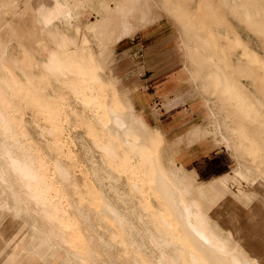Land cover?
Masks as SVG:
<instances>
[{"label":"bare ground","instance_id":"bare-ground-1","mask_svg":"<svg viewBox=\"0 0 264 264\" xmlns=\"http://www.w3.org/2000/svg\"><path fill=\"white\" fill-rule=\"evenodd\" d=\"M142 1L153 14L173 15L183 25L174 37L184 42L192 80L204 101L224 114L220 119L206 108L210 126L195 134L230 150L233 165L226 171L203 179L194 167L177 166L178 134L166 138L116 87L107 41L124 30L114 29L122 22L115 14L136 18ZM225 4L264 35V0ZM185 7L182 0H39L36 46L0 35V247L8 245L9 227L22 224L8 245L13 257L7 264H264V247L250 226L264 212V109L230 52L242 46L261 68L264 58L226 17L225 64L216 61L224 43L210 47L213 32L193 41L201 36L185 29ZM26 106L37 137L27 127ZM77 125L86 136L76 150L71 128ZM79 151L88 163L84 190L69 165L82 162Z\"/></svg>","mask_w":264,"mask_h":264},{"label":"rangeland","instance_id":"rangeland-1","mask_svg":"<svg viewBox=\"0 0 264 264\" xmlns=\"http://www.w3.org/2000/svg\"><path fill=\"white\" fill-rule=\"evenodd\" d=\"M6 1L11 4L10 8H7V5L3 4L2 0H0V30L3 31H0L1 37L4 39V37L7 38L11 36L16 39V41L21 42H24V39H26L24 42L25 44L36 46V43L39 41V36L37 29L38 25L34 19V10L39 0ZM182 1L186 4L185 12L189 17L187 27L185 29H187L188 34L191 32L197 33L201 36L200 38L193 37V41L199 42L200 39H207L209 36L208 33L213 32L215 35L211 40L210 47L224 43V46L222 47L223 50H219L220 52H218L214 56V59L216 61L225 64V23H227L225 22L226 17L230 18V21L234 28L242 35V37L247 42H249L251 47L258 53H260L264 58V35L258 31L256 32L255 29H253L250 25H247L245 22H242L239 19L238 15L233 12V7L225 4V0ZM1 4H3L4 6ZM145 4L146 3H144L143 1L141 3L139 2V6L143 7L142 9H140L139 7L138 8L139 10H143L141 13H143L144 15L141 13H137L136 18H132L130 13H127L128 15L126 14L125 16L115 14L116 21L118 19L117 23H119L121 19L122 22H120V24H116V26L114 25V29L117 28L118 30V28L120 27V30H124L126 34L121 36L124 31L121 34H117V32H115L113 33V37H111V39L107 41L110 46L109 51L112 53L111 61L116 66L115 68H117V72L122 81L134 80L138 82L139 88L137 90L139 92L135 93V88L130 84H121L119 88L126 94H131L133 92L135 93L134 97L136 98H134V101L136 102V106L139 108H143L146 119L150 123L158 125L165 134L166 138L171 139V137L174 136L173 134H169V131H175L176 133H179L177 138L175 139L176 145L182 146V149L179 152L178 161L182 162L185 167L196 168L203 179L209 178L212 175H216L221 171H226L233 165V158L230 156V150H228L222 144H215L211 136H207L200 141L197 139L199 138L197 134H195L200 125L206 127L210 126L209 119L205 113V105L200 103V105L192 109L184 106L180 107L176 110V120L172 121L169 128H166L165 126H163V116L164 114H166V111L165 108L162 107V100H160V98L156 95L151 96L150 94V97L147 95V92L150 93L151 91H154L158 86H162L166 81L164 79L156 81L155 79H157V77H153L152 75L154 70H147L144 66L146 45L143 41V35L154 29L155 36L168 33L169 35L171 34L170 37L172 39V42H175L174 34L176 33V31L183 30V25L176 22V18L173 15L167 16L163 13V17L160 18L157 13L153 14V12L150 11L148 9V6H146ZM252 5H255L257 7L259 6L258 3ZM5 6L7 9H4ZM144 7L145 9H143ZM11 8L15 10L14 13L10 11ZM7 10L8 12H6ZM9 14L11 15L9 16ZM150 17L152 20L148 19ZM90 19L93 18L91 17ZM135 19L136 21H134ZM138 23L142 24V26L144 25V27L137 28ZM262 23L264 24V20L262 21ZM6 28L7 30L5 31ZM11 29L13 30V32ZM18 33H22V36ZM17 38H19V40H17ZM28 41L29 43H26ZM13 45V49L15 48L14 51H17L18 48L15 46V44ZM232 50L233 51L230 52V56L233 62L238 66V75H240L246 86L251 90V94L254 97H257V101L260 104L259 108L264 109V68H261L259 60L249 59L242 46H238L237 48H234ZM174 53H176L174 54L176 60L169 64V59L164 61L167 62L161 66V76H165V74H168L171 70H178L177 72L179 73V76H181V82L177 87L179 90H185L186 88L190 87V83L188 81L187 72L181 66L184 57L179 51L175 50ZM73 104L76 106L78 111L81 112L79 105L76 102H73ZM25 111L27 127L31 134L34 137H37V128L35 126L36 118L33 114V111L29 106L25 107ZM213 111L218 116V118H223L224 114L222 115L217 107H215ZM137 113L141 114V112L139 111H137ZM258 120H260V118H258ZM74 121L75 120H72V123L76 124V122ZM253 125L258 126L255 122L253 123ZM77 126L75 128L74 126L71 128L77 140V145H72V148L76 150L79 148L81 140L86 136L85 128L80 125ZM260 130L264 131V121L260 123ZM261 135L262 138L260 139V141L264 143V132H262ZM213 136L217 137L218 134H213ZM174 138L175 137H173V139ZM189 141L192 144L186 146L185 143ZM78 153L81 157L82 162L79 164H72V161L69 160V165L75 176L76 182L78 183V189L84 190L86 188L82 185V177L83 171L86 170L88 166L87 156L84 151H79ZM247 157L251 161L252 157L257 160L256 156L247 155ZM248 163L252 164V162ZM248 163H245L246 166H248ZM262 174H264V172ZM90 182L91 181L87 180L88 184ZM111 199H113V201L116 199L113 194H111ZM69 200L74 206L75 198L72 195H69ZM118 204L121 207H125V203L123 201H118ZM82 205L85 213H88V204L83 203ZM85 223L83 222L82 224L85 225ZM250 226L251 232L253 233L254 237L259 242V244L264 247V212L257 218V220H254ZM9 228L10 229L7 234L11 233V235L10 238H8V245L14 243V240L22 234V224L15 223L12 224ZM95 229V226H91L92 231ZM91 230L87 231L85 234L87 239H91ZM8 245L3 244L2 247H0V264H7L9 259L13 257V251Z\"/></svg>","mask_w":264,"mask_h":264},{"label":"crops","instance_id":"crops-1","mask_svg":"<svg viewBox=\"0 0 264 264\" xmlns=\"http://www.w3.org/2000/svg\"><path fill=\"white\" fill-rule=\"evenodd\" d=\"M95 16H97V13L93 12L90 18L92 17L94 19ZM154 32H155L154 29H152L151 31L143 35V41L146 45V52H145L146 54L144 56V62H145L144 66L146 67L147 70L149 69L154 70L152 75L153 77H157V79H155L156 81L163 80V79L166 81L164 82L162 86L160 87L158 86L154 91H151L150 93L147 92V95L149 97H150V94L151 96L156 95L157 97L160 98V100H162V107L165 108V111H166V114H164L163 116V126H165L166 128H169L171 126L172 121L176 120V115H177L176 110L179 109L180 107L184 106V107H189L192 109L200 105V103H202L203 105H205V113L208 109L213 110L215 107H217L213 103L208 104L206 101H204L197 87L198 82H194L192 80V76L190 75L189 70L187 68V64H186V62H189V59L186 56L184 42L182 41V38L180 37L176 39L175 42H172V39L170 38L171 34L169 35L168 33H166L163 35L155 36ZM175 50L179 51L184 57L182 60L181 66L187 72L188 81L190 83V87L186 88L185 90H179L177 87L178 84L181 82V78H180L181 76H179V73L177 72L178 70L177 71L171 70L168 74H165V76H161V68H162L161 66L167 62V61L166 62L164 61L169 59L168 60V64H169L176 60V58L174 57V54H176L174 53ZM114 72L116 74V86L118 88L120 87L121 84L122 85L130 84L134 88H136L134 89L135 93L139 92L137 90L139 88L138 82L134 80L122 81L121 77L119 76L117 72V68H115ZM119 90L123 92V90H121L120 88ZM135 93L133 92L131 94H128L129 96H131V105L136 111H139L142 114H144L143 108H139L136 106V102L134 101V98H136L134 97ZM138 95H137V98H138ZM158 129L162 134L163 131H161L159 126H158ZM168 133L171 135L173 134L174 136L179 134L178 132L176 133L175 131H172V132L169 131ZM163 135L165 136L164 133ZM174 136H172L171 138H173ZM178 159H179V154L176 159L177 166H179L182 163V162H179ZM194 169H195V173L201 177L199 171L196 168Z\"/></svg>","mask_w":264,"mask_h":264}]
</instances>
